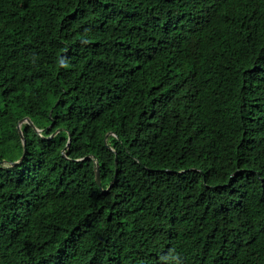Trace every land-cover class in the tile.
Listing matches in <instances>:
<instances>
[{"label":"trees","instance_id":"obj_1","mask_svg":"<svg viewBox=\"0 0 264 264\" xmlns=\"http://www.w3.org/2000/svg\"><path fill=\"white\" fill-rule=\"evenodd\" d=\"M0 264H264V0H0Z\"/></svg>","mask_w":264,"mask_h":264},{"label":"water","instance_id":"obj_2","mask_svg":"<svg viewBox=\"0 0 264 264\" xmlns=\"http://www.w3.org/2000/svg\"><path fill=\"white\" fill-rule=\"evenodd\" d=\"M24 121L30 123V124L34 127V123L31 121V119H30L29 117H25L24 119H22V120L19 122V124H18V131H19V134L21 135V139H22V142H23L24 151H23V155L21 156V158H20L19 160H17V161H15V162L12 163L13 165H16V164L21 163V162L23 161L24 157L26 156V153H27L26 139H25V137H24V135H23V133H22V130H21V125H22V123H23ZM35 130H36L37 132L40 131L36 126H35ZM70 143H71V138L69 137V144H68L67 146H69ZM64 151H65V150H64ZM87 158H88V157H85V159H87ZM96 180H97V183H98L99 187H100L101 189H103V188H102V184H101V178H100V171H99V168H98V163H97V165H96Z\"/></svg>","mask_w":264,"mask_h":264}]
</instances>
